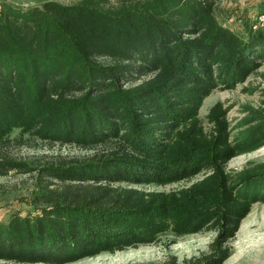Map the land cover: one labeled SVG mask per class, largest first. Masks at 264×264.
I'll return each instance as SVG.
<instances>
[{
  "label": "trees",
  "instance_id": "16d2710c",
  "mask_svg": "<svg viewBox=\"0 0 264 264\" xmlns=\"http://www.w3.org/2000/svg\"><path fill=\"white\" fill-rule=\"evenodd\" d=\"M218 1L2 6L0 148L19 130L95 153L44 157L37 170L0 153V177L39 172L34 214L0 223V261L71 264L205 231L215 238L190 264L231 257L230 241L260 199L227 164L250 148L233 136L224 103L209 110L208 129L200 113L214 91L262 67L264 26L234 32L217 18ZM200 175L171 192L139 188Z\"/></svg>",
  "mask_w": 264,
  "mask_h": 264
},
{
  "label": "rangeland",
  "instance_id": "374dc122",
  "mask_svg": "<svg viewBox=\"0 0 264 264\" xmlns=\"http://www.w3.org/2000/svg\"><path fill=\"white\" fill-rule=\"evenodd\" d=\"M50 0H0L3 5L18 8L41 6ZM63 4H76L83 0H55ZM110 6H117V1ZM219 21L244 36L246 27L264 26V0H219L216 4ZM109 64V59H100ZM218 102L230 108L229 120L234 128L233 136L244 134L250 151L239 155L227 164L232 180L247 177L245 185L252 186L253 192L259 190L258 198L250 214L244 219L235 238L230 241L231 257L224 264H264V63L257 73L246 82L230 90H216L204 102L201 109L203 125L208 129L207 115ZM0 153L16 162L32 168H40L46 157L81 160L95 152L74 145H59L41 141L15 130ZM46 159H45V158ZM39 170V169H38ZM38 175L11 172L0 177V223L6 222L12 214L26 216L36 211L32 200L38 195ZM200 175L189 181L168 186H140L146 191L171 192L190 186L202 179ZM122 186L127 187L126 184ZM215 233L205 231L199 234L161 236L155 244L127 248L114 254L103 253L93 258L83 259L71 264H190L206 255ZM0 264H16L0 261Z\"/></svg>",
  "mask_w": 264,
  "mask_h": 264
}]
</instances>
